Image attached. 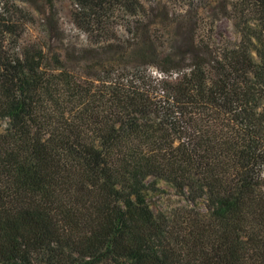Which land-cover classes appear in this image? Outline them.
<instances>
[{
    "label": "trees",
    "instance_id": "16d2710c",
    "mask_svg": "<svg viewBox=\"0 0 264 264\" xmlns=\"http://www.w3.org/2000/svg\"><path fill=\"white\" fill-rule=\"evenodd\" d=\"M205 1L69 0L84 39L56 43L0 0V264H264V0L164 53ZM160 182L188 205L153 209Z\"/></svg>",
    "mask_w": 264,
    "mask_h": 264
},
{
    "label": "rangeland",
    "instance_id": "374dc122",
    "mask_svg": "<svg viewBox=\"0 0 264 264\" xmlns=\"http://www.w3.org/2000/svg\"><path fill=\"white\" fill-rule=\"evenodd\" d=\"M20 2L21 5L29 8L34 17V23L29 24L24 32L23 39H84L71 21V5L69 0H28ZM219 0H206L205 9H200L201 22L197 26H179L174 23L170 27L162 25L156 26V33L161 35L160 39H166L164 53H170L176 60L182 59L187 55L188 39H238L239 34L233 26L232 20L227 17H220L213 23V32L205 36V22L212 16L210 13L217 6ZM188 22V21H187ZM190 25V26H189ZM140 38H135L138 41ZM158 51L161 50L158 48ZM134 60V58L132 57ZM132 60V61H133ZM4 122L0 121V129L4 127ZM158 191L152 194L150 203L153 209L168 212L172 207L188 205V201L174 191L172 187L164 182L158 184Z\"/></svg>",
    "mask_w": 264,
    "mask_h": 264
}]
</instances>
